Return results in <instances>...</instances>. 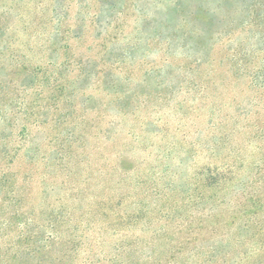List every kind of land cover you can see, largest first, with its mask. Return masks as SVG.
<instances>
[{"label":"rangeland","instance_id":"rangeland-1","mask_svg":"<svg viewBox=\"0 0 264 264\" xmlns=\"http://www.w3.org/2000/svg\"><path fill=\"white\" fill-rule=\"evenodd\" d=\"M173 1L153 0L147 13L156 8L164 19ZM261 3L207 0L194 22L204 33L183 56L152 40L153 16L142 21L131 12L114 31L94 21L97 0H0V171L14 178L8 195L19 203L25 231L44 241L30 262L54 263L59 246L50 241L62 212L61 236L80 244L73 264L202 263L192 251L199 242L174 252L187 224L217 209L219 188H202L201 199L195 186L214 163L210 147L223 140L228 148L224 125L242 123L239 177L251 179L254 161L264 158V85L252 81L264 59ZM189 79L193 89L179 85ZM56 80L63 83L57 97ZM240 193L219 206L225 219ZM262 219L251 237L242 220L223 233L195 225L194 235L206 246L225 239L227 264L246 250L244 264H264V228L260 237L254 225ZM8 235L11 243L16 231Z\"/></svg>","mask_w":264,"mask_h":264},{"label":"trees","instance_id":"trees-1","mask_svg":"<svg viewBox=\"0 0 264 264\" xmlns=\"http://www.w3.org/2000/svg\"><path fill=\"white\" fill-rule=\"evenodd\" d=\"M97 2L100 5V9L97 15H95L93 18L94 21L102 23V25L107 27H113L114 31L120 28L118 21L131 12H136L139 19L142 21H147L153 16L152 20L150 19L152 32L154 33L152 40L166 42L165 49L169 52L180 51L183 56H187L191 53V51L197 48V45L194 44L196 35L198 34L197 36L201 37L202 33H204L203 30L197 29L194 22L200 11L203 10L204 4L207 2V0H174L172 3H170L169 12L166 13V17L164 19L157 17L161 11L157 10L156 8L154 9V12H152V15L150 13L151 17L147 13V8L150 5V2H153V0H97ZM261 2L262 3L260 7L264 9V0H261ZM252 5L255 6L256 1H254ZM258 18L262 19L261 14H258ZM262 21L264 22V18ZM256 27L261 28V22H258ZM143 31L141 30V33L145 35ZM61 32L64 31L57 30L56 36H59ZM145 32H147V30H145ZM260 37L262 40H264V31L261 33ZM114 38L115 36L112 35L111 39ZM196 62L197 60L195 59L193 63L195 64ZM235 64L238 65L239 62H236ZM167 65H165L164 70H166L167 67H170V65ZM112 66H114V63ZM177 68L182 69L181 66H178ZM252 81L256 86L264 85V59L254 72ZM185 82L189 84L188 89H193L196 86L194 79H189L188 81L184 80L179 85ZM62 85L63 83L61 81H57V83L54 84V94L56 97L58 96V92H61ZM56 97H54V99L58 100ZM224 126L225 135L223 137L226 138L225 143L226 145H229V147H222L223 140H219L217 145L215 144L216 146L214 145V147H210L211 150H213V155H211V158L213 159L214 163L209 166L207 164V177H204V179H198L195 182L196 189H201V191H199L200 195L198 196L201 199L205 197L204 195H201L202 188L212 187L215 185L219 188V190L215 191L216 193L213 194L214 196H217L218 193V199H216L218 203L217 209L215 212L208 210L206 214L203 213L198 218L197 223H188L186 226L188 234L182 238V241L179 242L180 246H177V251L174 252L180 253L181 251L189 249L192 243L199 242L198 247L195 245L192 251L193 254H195L194 256L199 255L201 257V264H227L228 250L219 244L220 241H225V239L222 240L217 238L216 241H214L211 245L206 246L205 238L200 239L198 237L199 233L194 235L195 225L200 230L206 228L213 233H223L225 228L235 225L239 220H242L244 221V224L241 221L240 226L244 228L246 237H251L252 228H254L252 223L257 216L264 214V191L262 188L264 182V158L256 159L254 161V165L252 167L253 177L251 179L246 180L245 178H242V176L245 177V175L239 177L241 167L245 164L246 159L242 153L243 145L240 146L242 139L237 140L236 134L238 136L240 133H243L241 130L244 131V126L242 123L234 126L231 129H229L227 125ZM217 127L218 126L216 125V129ZM248 140L246 139L247 142ZM222 149H224V151L228 149V152L221 153ZM15 155L16 153L13 154V157L9 159V164L14 163ZM63 160V157L58 159L60 165L62 164ZM9 174L10 173L8 172L0 171V194H3L2 199H0V264H34L30 262V260L41 257L39 256L40 252L36 247H34V245L36 243L41 244L44 241L39 240L38 237L31 234L30 231H25L27 222L25 220L24 214L21 213L19 203H12L11 201L13 196L10 198L8 195L12 194L13 189L15 188L14 178H10ZM229 181H232V184L228 185L227 183H229ZM238 190L241 192L239 200L236 201L231 210L229 209L230 211L225 219L224 210L219 206L226 201V198L228 197L227 195L229 193ZM210 198L211 196L206 198V201L209 202ZM10 206H15V210L8 211L6 213V208ZM60 210L64 211V207L60 206ZM61 215L62 212H57L55 214L54 239L53 241H50L52 244L54 242V250L55 247L59 246L57 251L58 253H54L53 264H73L79 253L78 247L80 244H76V242L71 238L61 236V229H59L61 226L58 224V222H60L58 221V216ZM120 219L124 220L123 218ZM63 223L65 224L64 221L61 222V224ZM130 223L128 221V223L124 225L126 229L130 226H128ZM263 224V219L262 225L259 226V222L254 224L260 229L258 230V236L260 237L262 236L261 232L264 228ZM13 225H16L15 229H12ZM14 230L16 231V237L12 239L11 243H8L10 241L8 233L13 232ZM126 249L127 248L121 246L122 253H127L128 251H126ZM246 255L247 250L245 253H243L241 258L236 257L232 260L229 259V264H244ZM175 256V254L171 255L170 261H173ZM43 258L38 260L35 264H45V259ZM136 264H138V262H136Z\"/></svg>","mask_w":264,"mask_h":264}]
</instances>
